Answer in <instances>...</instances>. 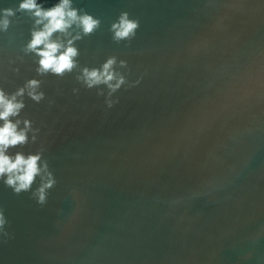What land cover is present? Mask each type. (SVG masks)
Instances as JSON below:
<instances>
[{"label":"water","instance_id":"water-1","mask_svg":"<svg viewBox=\"0 0 264 264\" xmlns=\"http://www.w3.org/2000/svg\"><path fill=\"white\" fill-rule=\"evenodd\" d=\"M18 3L0 0V91L24 89L9 120L28 124L6 154L41 172L0 176V264H264V0H71L98 24L68 29L61 73L38 71ZM122 13L137 26L115 39ZM109 59L123 83L89 87Z\"/></svg>","mask_w":264,"mask_h":264},{"label":"clouds","instance_id":"clouds-1","mask_svg":"<svg viewBox=\"0 0 264 264\" xmlns=\"http://www.w3.org/2000/svg\"><path fill=\"white\" fill-rule=\"evenodd\" d=\"M16 11H27L34 18V27L31 33V40L27 44V49L34 52L38 57V71H52L61 73L64 70H70L74 66L73 57L76 56V49L72 47L73 39H78L79 35L68 38L70 33L68 29L72 26L78 27L83 33H89L98 24V21L87 14L78 15L77 10L71 7V0H59V2L50 9H42L36 0H19ZM14 15L12 9H0V31L7 29L10 21L9 17ZM136 22L129 20L126 13H122L117 23L112 25L115 39L125 38L132 34L136 28ZM53 33L63 34L65 39L62 41L60 36L53 39ZM42 47H38L41 46ZM113 59H109L100 69H82V76L85 82L91 87L94 84L103 83L110 90H115L123 83V77L112 71ZM115 81V83H111ZM37 81H29L26 85L29 89H34ZM20 89L16 94L7 96L0 91V176H4L5 182L14 187V190L20 191L27 189L34 176L41 172L37 166L38 155H29L27 157L17 153L14 157L6 154L10 145L23 143L26 140V130L28 122L25 121L24 128H18L20 121L9 120L10 116H16L23 107L21 101L16 99L23 93ZM34 99L39 96L33 95L32 91L28 93ZM43 179V178H42ZM51 181H47L39 189V198L43 200V188L49 186ZM3 219L0 217V225Z\"/></svg>","mask_w":264,"mask_h":264}]
</instances>
